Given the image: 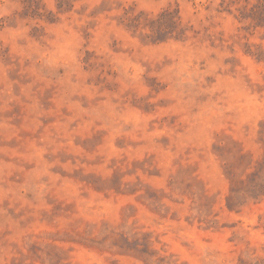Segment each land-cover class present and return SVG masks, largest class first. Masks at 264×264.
<instances>
[{
    "label": "rangeland",
    "instance_id": "rangeland-1",
    "mask_svg": "<svg viewBox=\"0 0 264 264\" xmlns=\"http://www.w3.org/2000/svg\"><path fill=\"white\" fill-rule=\"evenodd\" d=\"M0 264H264V0H0Z\"/></svg>",
    "mask_w": 264,
    "mask_h": 264
},
{
    "label": "trees",
    "instance_id": "trees-1",
    "mask_svg": "<svg viewBox=\"0 0 264 264\" xmlns=\"http://www.w3.org/2000/svg\"><path fill=\"white\" fill-rule=\"evenodd\" d=\"M162 17H169V21L171 22V24H173L174 26H176V28H178L179 26H181V22L179 20V17L172 15L171 12H167V11L162 12L159 15V18L158 19H161ZM179 30L182 32V29L181 28Z\"/></svg>",
    "mask_w": 264,
    "mask_h": 264
}]
</instances>
